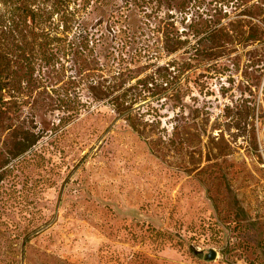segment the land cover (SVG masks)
I'll return each instance as SVG.
<instances>
[{
  "label": "rangeland",
  "instance_id": "rangeland-1",
  "mask_svg": "<svg viewBox=\"0 0 264 264\" xmlns=\"http://www.w3.org/2000/svg\"><path fill=\"white\" fill-rule=\"evenodd\" d=\"M0 264H264V0H0Z\"/></svg>",
  "mask_w": 264,
  "mask_h": 264
},
{
  "label": "trees",
  "instance_id": "trees-1",
  "mask_svg": "<svg viewBox=\"0 0 264 264\" xmlns=\"http://www.w3.org/2000/svg\"><path fill=\"white\" fill-rule=\"evenodd\" d=\"M107 1V0H106ZM102 2V1H101ZM204 34L201 35L198 40H201V39H206V40H210L212 42L214 41H225V40H228L230 38V33L228 32V29L223 27V26H214L212 28H207L205 30H203ZM177 39H180V38H177ZM119 73V72H118ZM164 79L165 81H167L169 79V75H164ZM133 86V85H131ZM130 86V87H131ZM139 91L134 93L130 100L133 102L135 101L139 96ZM133 127L135 128V130L137 132H140L136 126L133 124ZM37 135L33 136V137H29V138H26L27 140H16L15 141V149H14V156H17L21 153H23L26 149H28L31 145H33L35 143V141L37 140Z\"/></svg>",
  "mask_w": 264,
  "mask_h": 264
},
{
  "label": "water",
  "instance_id": "water-1",
  "mask_svg": "<svg viewBox=\"0 0 264 264\" xmlns=\"http://www.w3.org/2000/svg\"><path fill=\"white\" fill-rule=\"evenodd\" d=\"M198 255H202V251H198ZM216 255V251L213 248H209L206 253H204V258L205 259H213Z\"/></svg>",
  "mask_w": 264,
  "mask_h": 264
}]
</instances>
